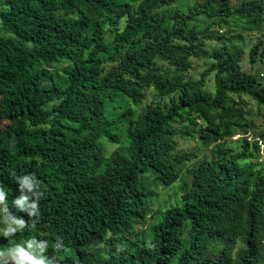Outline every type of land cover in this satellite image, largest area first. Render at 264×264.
Instances as JSON below:
<instances>
[{
	"label": "trees",
	"instance_id": "1",
	"mask_svg": "<svg viewBox=\"0 0 264 264\" xmlns=\"http://www.w3.org/2000/svg\"><path fill=\"white\" fill-rule=\"evenodd\" d=\"M263 20L264 0H0V186L26 220L15 176L34 173L44 192L35 228L0 236V249L35 236L59 264H264V158L251 162L262 146L225 144L248 114L230 95L264 106L262 74L243 67L242 34L205 46L215 24ZM202 57L210 65L189 77ZM176 123L220 144L181 203L151 214V186L173 187L192 161L175 153ZM104 138L120 145L109 157Z\"/></svg>",
	"mask_w": 264,
	"mask_h": 264
},
{
	"label": "rangeland",
	"instance_id": "2",
	"mask_svg": "<svg viewBox=\"0 0 264 264\" xmlns=\"http://www.w3.org/2000/svg\"><path fill=\"white\" fill-rule=\"evenodd\" d=\"M201 1V0H197ZM243 0H232L234 6L240 4ZM195 1L190 2L189 5H193ZM174 4L173 6H176ZM172 6L162 10H169ZM238 22H242L240 20H236ZM243 23V22H242ZM232 30V31H229ZM238 34H242L243 38L239 41V44L243 47L244 53L242 56V64L243 67L254 74H262L259 75L262 83L264 84V59H259L256 63L250 62V50L252 46L256 43H261L264 46V20L262 22V27L253 31H242V27L238 25H226L224 27H220L215 24L211 30L210 37L205 41V46L209 49H214L216 47L221 46L228 37L237 36ZM222 39H219L220 36ZM193 67L190 69L188 76L192 78H198L201 74L208 68L211 63V60L206 58H192ZM214 73L209 76L206 88L209 92L214 91ZM152 99V94L150 93L147 97L146 101L140 105H133L130 101H128L131 105H133L134 109L137 113H139L144 105L147 102H150ZM230 100L235 101L236 105L244 108L248 112L247 118L245 121H241L239 125L234 127V135L231 138L226 139V145L234 150H240L243 145V142L247 139L250 142L254 140H258L262 146L261 154L256 157L253 161L257 163V161H261L264 158V106L256 103L249 95H241L238 96L236 94L230 95ZM119 106V102L117 103ZM119 111V110H117ZM200 123L202 121L200 120ZM178 130L181 132L177 135L176 139L178 142V147L175 153H183L191 155L192 161L190 163L181 164L179 169L182 172L181 179L171 188H161L156 185H152L151 189L153 191V196L150 200V212L151 214H155L157 210L165 209L169 206L176 205L181 203L182 197L186 194L185 187L188 185V178L192 176V170L194 167L198 166L200 162L210 157L212 149L219 145L212 144L211 146H205L198 140L197 133H193L189 135L188 130L193 131L197 129V127L191 126L189 123H176ZM115 131L122 136V140L125 137V124L115 125ZM104 149L106 151L107 157H109L116 149L120 147L119 144L113 143L108 139H103ZM122 144V143H121ZM191 190L193 191V186L191 184Z\"/></svg>",
	"mask_w": 264,
	"mask_h": 264
},
{
	"label": "clouds",
	"instance_id": "3",
	"mask_svg": "<svg viewBox=\"0 0 264 264\" xmlns=\"http://www.w3.org/2000/svg\"><path fill=\"white\" fill-rule=\"evenodd\" d=\"M15 176V173H12ZM20 194L16 196L12 205L17 212H24L28 216L14 214L8 205V193L0 186V236L11 239L26 228H35L40 215L39 201L44 196L41 183L34 173L15 176ZM31 221V224L29 223ZM56 249L64 248L63 242L57 239ZM49 243L47 240L37 239L35 236L0 249V264H59L55 255H47Z\"/></svg>",
	"mask_w": 264,
	"mask_h": 264
}]
</instances>
